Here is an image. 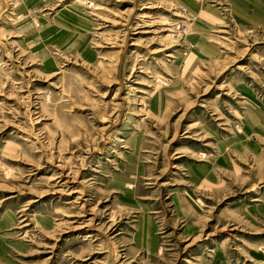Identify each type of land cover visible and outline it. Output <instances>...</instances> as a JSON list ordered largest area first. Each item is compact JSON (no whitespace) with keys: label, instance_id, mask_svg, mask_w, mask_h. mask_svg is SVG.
<instances>
[{"label":"rangeland","instance_id":"374dc122","mask_svg":"<svg viewBox=\"0 0 264 264\" xmlns=\"http://www.w3.org/2000/svg\"><path fill=\"white\" fill-rule=\"evenodd\" d=\"M0 264H264V0H0Z\"/></svg>","mask_w":264,"mask_h":264}]
</instances>
